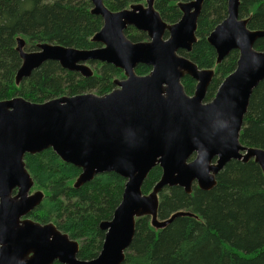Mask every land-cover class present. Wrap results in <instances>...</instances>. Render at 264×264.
Instances as JSON below:
<instances>
[{
	"label": "water",
	"instance_id": "water-1",
	"mask_svg": "<svg viewBox=\"0 0 264 264\" xmlns=\"http://www.w3.org/2000/svg\"><path fill=\"white\" fill-rule=\"evenodd\" d=\"M89 1L92 14L103 22L92 38L100 47L77 50L42 43L35 52H25L17 41L21 65L15 84L45 61L83 77L92 75L90 63L110 64L125 78L115 80V89L104 96L85 93L43 103L15 96L0 101V264H121L135 218L150 216L152 225L161 228L176 216L156 221L161 189L179 187L190 194L195 185L210 191L231 160H252L264 176V150L239 142L250 95L264 80V52L253 49L264 31L246 27V20L239 18V1L227 0L226 18L207 37L217 63L232 50L239 53L234 71L207 103L203 100L213 72L199 70L178 54L190 52L196 40L203 0L178 3L181 18L169 26L153 9V0L118 12L108 11L102 0ZM127 27L145 33L148 42L128 41L123 35ZM138 65L151 67L150 73L136 75ZM183 75L195 82L192 96L183 92ZM46 149L80 169L74 188L102 173L125 179L112 219L99 224L104 239L95 259L78 260L76 241L52 223L26 218L43 195L30 192L33 182L23 157ZM155 166L161 169L160 180L143 195L142 183Z\"/></svg>",
	"mask_w": 264,
	"mask_h": 264
},
{
	"label": "trees",
	"instance_id": "trees-1",
	"mask_svg": "<svg viewBox=\"0 0 264 264\" xmlns=\"http://www.w3.org/2000/svg\"><path fill=\"white\" fill-rule=\"evenodd\" d=\"M192 0H153V9L168 26L179 21L178 3ZM239 18L250 31H264V0H238ZM144 0H102L110 12L144 5ZM89 0H0V101L19 96L43 103L61 96L93 93L104 96L115 89L114 81L125 77L110 64L90 63L92 75L83 77L45 61L30 76L15 84L21 65L17 41L25 52L49 43L77 50L100 47L92 38L101 29L100 16L92 14ZM227 16V0H203L190 52L180 51L199 70L213 72L203 102L212 100L222 81L231 74L239 53L232 50L221 63L207 42L210 32ZM124 37L133 43L147 40L145 33L127 27ZM253 49L264 52V38ZM150 67L138 65L135 74L148 75ZM183 92L192 96L195 82L183 75ZM239 142L264 150V80L252 91L243 117ZM24 167L33 187L43 195L28 219L52 223L78 243L80 261L95 259L104 239L101 222L110 221L121 202L125 179L102 173L79 188L74 183L80 169L64 163L51 149L25 155ZM155 166L144 179L141 194L148 195L160 180ZM156 221L173 220L164 227L152 225L150 216L135 218L134 235L121 264H264V176L252 160H231L216 175L210 191L195 185L190 194L179 187L158 193ZM180 213H182L180 215ZM59 264V263H54Z\"/></svg>",
	"mask_w": 264,
	"mask_h": 264
},
{
	"label": "rangeland",
	"instance_id": "rangeland-1",
	"mask_svg": "<svg viewBox=\"0 0 264 264\" xmlns=\"http://www.w3.org/2000/svg\"><path fill=\"white\" fill-rule=\"evenodd\" d=\"M142 6H145V5H142ZM198 19V18H197ZM196 23H197V20H196ZM195 31H196V28H195ZM194 36H195V32H194ZM165 39V38H164ZM142 42H148V40H145V41H142ZM42 44V43H41ZM43 44H49V43H43ZM30 52V51H29ZM31 52H35V51H31ZM145 66V65H144ZM149 67V66H147ZM137 68V66L135 67V69ZM151 69V67H150ZM18 71V70H17ZM151 71V70H150ZM17 73V72H16ZM150 73V72H149Z\"/></svg>",
	"mask_w": 264,
	"mask_h": 264
},
{
	"label": "flooded vegetation",
	"instance_id": "flooded-vegetation-1",
	"mask_svg": "<svg viewBox=\"0 0 264 264\" xmlns=\"http://www.w3.org/2000/svg\"><path fill=\"white\" fill-rule=\"evenodd\" d=\"M28 217V216H27Z\"/></svg>",
	"mask_w": 264,
	"mask_h": 264
}]
</instances>
